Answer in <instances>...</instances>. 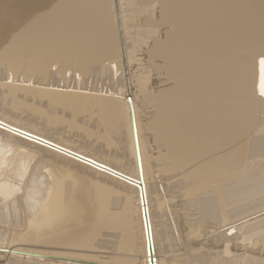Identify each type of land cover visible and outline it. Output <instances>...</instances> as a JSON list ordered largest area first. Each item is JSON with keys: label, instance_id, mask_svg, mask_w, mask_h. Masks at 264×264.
<instances>
[{"label": "bare ground", "instance_id": "6f19581e", "mask_svg": "<svg viewBox=\"0 0 264 264\" xmlns=\"http://www.w3.org/2000/svg\"><path fill=\"white\" fill-rule=\"evenodd\" d=\"M135 5L139 22L152 29L138 52L162 77L155 88L149 76L135 79L129 72L131 56L139 55L137 49L130 54L127 34ZM0 68L8 73L0 77V94L10 100L0 109L18 117L23 102L40 99L75 116L86 113L105 139L113 135L125 145L130 160L121 168L0 116L1 135L116 183L95 181L87 191L82 177L61 173L57 165L35 175L25 150L8 154L0 144V202L6 201L0 206V264H167L156 227L166 210L158 193L152 204L148 195L154 172L176 178L180 210L189 199L217 225L212 232L243 220L247 225L232 247L243 256L233 257L220 234L211 244L222 254L208 264H264V0H0ZM99 70L100 77L102 70L114 77L113 87L119 76V86L48 80L69 72L79 80ZM56 121L50 114L43 122L52 127ZM160 160L164 167H156ZM67 174L74 180L65 183ZM245 200L260 205L226 218ZM17 207L26 215L19 217ZM183 219L190 231V220Z\"/></svg>", "mask_w": 264, "mask_h": 264}, {"label": "rangeland", "instance_id": "374dc122", "mask_svg": "<svg viewBox=\"0 0 264 264\" xmlns=\"http://www.w3.org/2000/svg\"><path fill=\"white\" fill-rule=\"evenodd\" d=\"M114 2H115V0H114ZM123 2H125V1H123ZM134 7H135L134 8V15L132 16V17L135 18L134 19V23L133 24L131 23L132 25L131 24L128 25L129 28H127L129 30V32L127 34L129 35V38H130L129 39L130 40V44H131L130 48L131 49L133 48L132 50H130V54H132L133 52H134L133 54H135L136 49H137L136 53H139L138 51H140V50L144 52L145 46H146L145 43L147 42V39H144V38L146 37L148 31H150V29H151L149 26H146L145 24L142 25L139 22L138 17L142 16V15H140V14L138 15V12H137L138 7H137V5H135ZM131 51H132V53H131ZM143 52H140L139 55L135 54V55L131 56V60H132L131 61V66H130L131 68H129V69H132V70H129V72H131V76L134 77V78L137 77V76H145V75L149 76L150 77V81L153 82V84L149 83V88H151L150 85L151 86L153 85L154 87H152V88H155L160 83L159 81L161 79H159V78H162V77H161L159 72L155 71L154 68H152L150 60L147 57H145ZM149 65H150V67H149ZM0 70H1L0 71V77L1 78L6 77L8 75V73L6 71H4V69L0 68ZM99 73H101V70H99V71H97V73L95 72L93 74L91 72V74L89 73L88 76H86V77L83 76V78L78 80L76 77H73V76L69 75L70 74V72H69V73H67V76H65V78L58 76V77H52V78H50L48 80L49 81L51 80V82H54V83H59V81L62 80L63 84H65L67 82L68 85L71 84V85H74V86L77 85V84L78 85L82 84V85L85 86V84H86V87H88V86L92 87L91 85L95 84L94 88H96V89H103L104 88L103 90L108 89V88H109V90H113L114 87L117 84L118 85L116 87L119 86V84L121 82V81H119L121 79L119 76H118L119 80L117 78L116 85L113 87L112 84L114 83V79H113L114 77L112 78L111 74L108 71H106V70H102V73H104V76L102 74V77H100L101 74H99ZM89 75H91V76H89ZM33 77L36 78L35 75H33ZM67 77H69V78H67ZM94 77H99V78L97 79V78H94ZM61 78H63V79H61ZM75 78L77 79V81L74 80ZM134 78H133V80L136 79V78L135 79ZM64 79H65V81L66 80L67 81L63 82ZM92 79H94L96 81V83H94L95 81L92 80ZM99 79H104V80L100 81ZM109 79H111V80H109ZM81 80H83L82 82L85 83V84H83L81 82ZM84 80L86 82H84ZM89 80H90V82H89ZM56 81H58V82H56ZM98 82L99 83L101 82V84H100L101 86L99 85ZM109 83H111V84H109ZM7 99L4 100L3 96L0 94V104H1V101L3 103L4 101L7 100L4 103L7 106H9L10 105V103H9L10 100H9V98H7ZM38 100H40V99L33 100L35 103L33 101L28 100V101H26L27 104L25 102H23L24 104H21V106L19 105L20 107H17V109H15L17 111V113L20 114V115H18L19 118L13 116L11 113L6 112V110H2V109H0V116H2V117L5 116L4 118L11 119L12 121L13 120L17 121V123H19L21 125H25V126L27 125V127L30 126L32 129L34 128L36 131H39V132H41V133H43L45 135H48L50 137H53V138L57 139V140H62L63 139L62 140L63 142H65V143L68 142V144H70L72 146H75L78 149H82L83 151L92 153L93 155L98 156L99 158L108 160L112 164H115V165H117V166H119L121 168H125V166L126 167L130 166V163H128V162H130V160L128 159L129 155L127 153V149H126L125 145L120 143L115 138V136H113V135H111L110 137H106V139L107 138L109 139V140L107 139L108 140L107 141L103 137L104 134H102L104 132V129H102L101 127H95V124H93V123H95V119H92L90 121V119H89V117L87 116L86 113H81V114H78L77 116H75V115L72 114V112H70V109H67V108L63 109L61 107L57 108V107H54V106L53 107H49L44 100L43 101L42 100L38 101ZM43 102H45V103H43ZM37 104H38V106H37ZM24 105H26L27 108ZM30 106H32V107H30ZM48 107L50 109H48ZM141 108L144 109L145 105L142 106ZM18 109H20V110L18 111ZM32 109H37V110L33 111ZM23 110H24V112H23ZM39 111H41V113ZM30 112H32V113H30ZM50 114L51 115L53 114V116H56L57 121H56V123H54V125L52 127L51 126L47 127V126L44 125L43 121H45L47 116H49ZM28 115H29V117H27ZM43 115H45V116H43ZM36 117H38V118H36ZM27 118H29L28 119L29 121L27 120ZM109 135H110V132H109ZM12 140H11V138L9 139V137H7V136H5L3 134L1 135V133H0V144L1 145L5 144L4 146L6 147V150L8 151V154H10L9 152H11V150H13L14 152H17V150H20V149L25 150L26 153L29 154V158H30L29 159L30 160L29 169H32L31 170L32 172H34L35 169H36L37 171L35 172V175H36V173L39 170H41V171H39V173L42 172L39 175H42V174L46 173L45 171H47V170H45V169L48 166L50 168H52V167L56 168V165H57L58 168H56V169L58 171H60L61 173L62 172H67V173L72 172L73 174H76V175H79L80 177H82L84 182H85V185H84L85 186V190H87V191H89V188H92L89 183H92V182H95V181L96 182L99 181L100 183H105L106 185H111V186L112 185L113 186L116 185V183H112V182L107 181L105 179H101L100 177L99 178L96 177L91 172L87 171L86 169H84V168H82V167H80V166H78L76 164H72L70 162H67V161H65L63 159H60L59 157H57L55 155L50 154V153L48 154L44 150L41 151V149H38V148L36 149V148H33V147H29L27 145L22 146L24 144H21V143H19L17 141L14 142L15 140L14 141H12ZM112 140H113V142H112ZM9 141L12 144H10ZM13 142L15 144H13ZM7 151H6V153H7ZM153 151H155V150H153ZM156 151H157V149H156ZM46 156H47V158H46ZM258 158H260V156ZM263 159H264V157H263ZM121 160H122V162H120ZM126 162H127V164H125ZM42 164H43V166L45 164H48V165H46L45 168H43ZM8 166L10 167V165H8ZM158 166L164 167L165 164L163 163L162 160H160V161H158L156 163V167H158ZM39 167H40V169H37ZM50 168H47V169H50ZM7 174L8 175L12 174L11 170H9L7 172ZM153 174H154L153 178L155 180V181L153 180L155 182L154 187L156 186V188L154 189V187H152L153 185L147 184L148 188H149L148 190L150 191V192L148 191V195L150 196L149 198H150V201H151V204H152L153 203L152 196H154V192H156V194L158 193V196H159L160 200H163L162 201V205L164 207V210H166V211H164V215H163L164 218L162 217L164 222L162 220L156 222V227L159 226V227H157V229L159 231L158 238H157V241H158L157 242V245H158L157 247L159 248L158 251L160 250L159 252L162 253L163 256H164V254H165V256H167V259H166L167 264H171V263L172 264H208V262H209L208 260L211 257L220 256L222 254L221 247L217 248V247H214L213 243L211 244L212 239L218 237L220 234L221 235H225L226 242L230 243V251L229 252L233 255V257H241V256H243V252L244 251L241 250V248L233 250L232 247H234V245H235L234 237L240 236L242 233L247 231V228H246L247 225L241 226V224L245 223V222H243L244 220L240 221L238 223L232 224L234 227L231 226V227H229L227 229H222L221 228V229L216 230V231H219V232H216V231L212 232L213 229H214V226H217V225H215L213 222L203 218L200 215V213H198L197 210H195L193 207H191L189 205V201H190L189 199H184L183 200V202H185L183 207H185L186 209H184L182 211L180 210V207H179L180 205L178 204V198L179 197L177 196V193H179V192L177 191V193H176V190L172 188V186L174 184V180L173 179H176V178H171V174L163 173V172H160V173L159 172L158 173L154 172ZM71 175H68L65 178V181H64L65 183H69L68 181L74 180L73 179L74 177H72ZM31 176H32L31 174H27L25 176V178L20 180L21 182H20L19 186L21 187V190L19 192H21V193L18 192L17 195L20 194L19 196H21L23 194L25 184H28L27 181H29ZM167 179H168L169 182L165 181ZM21 184H22L23 187L21 186ZM153 190H155V191H153ZM17 195L15 194V197ZM253 199L254 198H252L251 200H253ZM251 200H249L250 202H246L248 200H245V202H242L243 204L241 203V205H236L235 206V210L231 211L233 214L230 215L231 213H228L229 215H226V218H228L229 220L232 221V220L236 219V217L243 216L242 215L243 213L247 214L248 212H251L252 208H256L257 205L258 206L260 205V202H256L257 199L254 200L255 204H254V201H251ZM2 201L0 202V206H2L3 203L6 202L4 200L5 202L2 203ZM17 209H18V207H17ZM19 210H20V207L17 210L16 214L20 217V216H22V214L24 215L25 212L21 211V210L19 211ZM247 210H250V211L247 212ZM252 210H254V209H252ZM9 211H10V213L13 212L12 210H9ZM183 211H186L185 215H183L184 214ZM227 216H229V217H227ZM183 217L188 218V220H190L189 222L192 225V228H191L190 231H189V228H187L186 221L183 219ZM157 219L158 218L155 217V220H157ZM158 223H159V225H158ZM212 223L214 224V226H213ZM191 231H193V233ZM160 232H162V233H160ZM244 245H245V247H246V245L248 246V244L246 242L244 243ZM248 248L251 249L250 247H248ZM105 249H107V248H104L103 251ZM107 250H110V249H107ZM162 251H166V253L165 252L163 253ZM105 252H107V251L105 250ZM105 252L98 253V255L100 254L99 255L100 257H104L107 260L105 255L107 256L108 253H105ZM104 253H105V255H104ZM102 254L104 256H102ZM117 254L124 255V253H120V252H117ZM168 255H170V256H168ZM259 255H262L261 257L264 258L263 254H259ZM104 258H101V259L104 261L105 260ZM19 262L22 263L21 261H18V262L16 261L15 263L16 264H20Z\"/></svg>", "mask_w": 264, "mask_h": 264}, {"label": "water", "instance_id": "95a60500", "mask_svg": "<svg viewBox=\"0 0 264 264\" xmlns=\"http://www.w3.org/2000/svg\"><path fill=\"white\" fill-rule=\"evenodd\" d=\"M148 249H150V246L148 247ZM150 261H151V262H153V260H152V259H150Z\"/></svg>", "mask_w": 264, "mask_h": 264}]
</instances>
